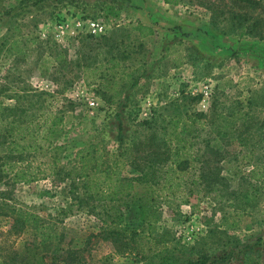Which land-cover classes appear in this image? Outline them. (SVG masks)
Returning <instances> with one entry per match:
<instances>
[{
  "label": "rangeland",
  "instance_id": "1",
  "mask_svg": "<svg viewBox=\"0 0 264 264\" xmlns=\"http://www.w3.org/2000/svg\"><path fill=\"white\" fill-rule=\"evenodd\" d=\"M251 1L121 0L119 18L106 21L101 0H0V101L61 114L51 137L65 145L59 174L0 182L1 246L29 252L32 230L7 234L12 214L29 210L56 219L63 233L49 264H145L161 246L191 264H264V176H246L252 163L264 164V4ZM234 13L259 18L263 36L230 34L222 19ZM90 20L106 29L90 32ZM138 24L152 33L133 30ZM111 56L123 74L87 85L84 76ZM212 109L241 114L240 132L221 140L223 156L212 162L218 181L195 180L199 161H191L176 199L152 191L163 184L161 169L118 201L86 198L78 150L115 153L152 128L165 141L162 127L176 112L207 118ZM191 132L190 154L204 150L209 128ZM132 173L123 166L124 176Z\"/></svg>",
  "mask_w": 264,
  "mask_h": 264
},
{
  "label": "trees",
  "instance_id": "2",
  "mask_svg": "<svg viewBox=\"0 0 264 264\" xmlns=\"http://www.w3.org/2000/svg\"><path fill=\"white\" fill-rule=\"evenodd\" d=\"M121 0H101L98 12L107 19H118L121 14ZM239 2L248 0H237ZM174 4L176 0H165ZM264 4V0H252L251 4ZM216 20L212 16V20ZM224 22H229L228 32L230 34L258 35L262 34V22L259 18L247 14L234 13L230 16L223 15ZM221 22V20H220ZM214 25H218V22ZM133 30L140 31V34L149 35L152 29L141 24L132 27ZM144 30L146 32H144ZM17 41V40H16ZM112 45H109L111 47ZM114 47V45H113ZM90 72V76H84L87 85H93L101 78L114 79L123 74L117 59L114 56L108 58ZM85 70H88L87 68ZM131 74H124V76ZM90 79V80H89ZM137 80L133 82L136 84ZM34 94H32L33 96ZM36 95V94H35ZM28 96V95H26ZM27 108L21 106L8 105L0 101V182L11 181L32 182L41 176L49 174H59L58 160L65 150V145L55 142L51 135L56 131V127L62 122V115L44 109L27 113ZM22 115H25L22 117ZM202 115L195 116L177 113L165 124L163 135L165 141L156 136V129L143 136L142 139L130 142L129 146L123 147L118 152L110 150H99L96 146L89 145L76 152L78 158L79 175L83 178L81 183L86 198H92L97 203L118 201L122 196L131 195L136 189V185L146 182L150 184V179L156 176L161 169L163 174V184L160 188L152 189L157 196H164L172 199L177 198V193L183 191L181 188V178L185 172L184 165L191 161H199L198 174L195 180L218 181V166H212V162L218 163L223 156V150L219 147L221 140L233 136L239 131L237 120L241 117L239 111L233 110L230 113L216 112L212 109L207 118ZM206 117V116H204ZM186 120H191L189 124ZM147 127L149 122L146 121ZM209 128L210 132L204 141V150H194L191 153L192 135L189 133L197 128ZM151 128V127H150ZM167 129L169 131L167 132ZM122 143V141H120ZM174 143V144H173ZM3 146V147H1ZM95 147V149H94ZM188 147V150H184ZM201 151V153L199 152ZM210 153L206 156L205 153ZM30 155V160H25L24 156ZM209 164L212 172L205 170ZM129 166L132 170L131 176L122 174L123 166ZM252 168L246 171V176L255 181L264 176V164L252 163ZM69 175V173H67ZM71 192L74 195L76 186L72 181ZM152 188V186H149ZM5 194L6 192H0ZM77 197L74 195V198ZM82 203V200H79ZM184 203L187 200L183 201ZM13 222L7 230L8 235H19L30 229L33 231V242L26 248L29 252H23L14 246H1L0 243V264H49L46 259L53 250V244L63 239V233L58 230L56 219L49 224L39 214L29 210H18L12 214ZM124 233L128 229L124 228ZM134 230V229H133ZM131 232V229L128 231ZM8 249L4 252L2 249ZM71 251V250H70ZM68 252L71 253V252ZM199 262V260L197 261ZM145 264H191V262L181 261L176 256L174 250H169L166 246H161L158 250L147 256Z\"/></svg>",
  "mask_w": 264,
  "mask_h": 264
},
{
  "label": "built area",
  "instance_id": "3",
  "mask_svg": "<svg viewBox=\"0 0 264 264\" xmlns=\"http://www.w3.org/2000/svg\"><path fill=\"white\" fill-rule=\"evenodd\" d=\"M87 24L89 31L92 33H101L106 29V24L101 21L90 20Z\"/></svg>",
  "mask_w": 264,
  "mask_h": 264
},
{
  "label": "crops",
  "instance_id": "4",
  "mask_svg": "<svg viewBox=\"0 0 264 264\" xmlns=\"http://www.w3.org/2000/svg\"><path fill=\"white\" fill-rule=\"evenodd\" d=\"M162 2L165 4V5H167V6H176V5H178V4H176V5H174L176 2H177V0H176V2H174V4H170V3H167V2H165V0H162ZM180 4V3H179ZM103 18V17H102ZM103 19H105L106 21L108 20L107 18H103ZM106 24V23H105ZM150 27V26H149ZM152 31H153V29H152Z\"/></svg>",
  "mask_w": 264,
  "mask_h": 264
}]
</instances>
